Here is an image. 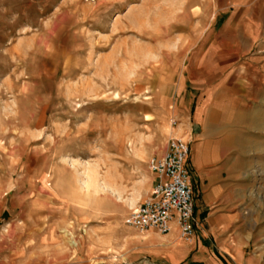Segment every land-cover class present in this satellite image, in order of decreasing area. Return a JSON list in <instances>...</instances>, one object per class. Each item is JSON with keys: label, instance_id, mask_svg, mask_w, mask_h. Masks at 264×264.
I'll return each mask as SVG.
<instances>
[{"label": "rangeland", "instance_id": "1", "mask_svg": "<svg viewBox=\"0 0 264 264\" xmlns=\"http://www.w3.org/2000/svg\"><path fill=\"white\" fill-rule=\"evenodd\" d=\"M252 26L264 1L0 0V264H164L125 218L155 184L179 79ZM256 183L258 239L218 264H264Z\"/></svg>", "mask_w": 264, "mask_h": 264}, {"label": "crops", "instance_id": "2", "mask_svg": "<svg viewBox=\"0 0 264 264\" xmlns=\"http://www.w3.org/2000/svg\"><path fill=\"white\" fill-rule=\"evenodd\" d=\"M261 6L243 16L256 17ZM229 39L232 53L220 55L217 63L192 62L189 75L173 90L180 101L174 106L178 123L172 136L190 143L186 165L196 220L191 239L181 238L176 224L167 234L148 231L149 252L164 264L240 260L259 236L253 200L264 173V27H241Z\"/></svg>", "mask_w": 264, "mask_h": 264}, {"label": "built area", "instance_id": "3", "mask_svg": "<svg viewBox=\"0 0 264 264\" xmlns=\"http://www.w3.org/2000/svg\"><path fill=\"white\" fill-rule=\"evenodd\" d=\"M173 119L172 124L177 125ZM190 143L171 136L165 152L149 160V167L157 180L151 193L133 207L125 224L141 232L150 230L167 234L176 224L180 237L191 239L194 235L195 199L191 174L186 165Z\"/></svg>", "mask_w": 264, "mask_h": 264}]
</instances>
